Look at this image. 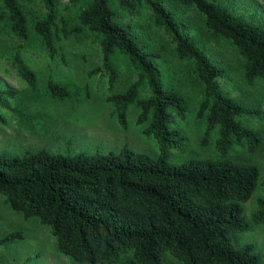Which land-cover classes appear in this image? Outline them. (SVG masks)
I'll return each instance as SVG.
<instances>
[{
  "label": "trees",
  "instance_id": "obj_1",
  "mask_svg": "<svg viewBox=\"0 0 264 264\" xmlns=\"http://www.w3.org/2000/svg\"><path fill=\"white\" fill-rule=\"evenodd\" d=\"M76 6L71 17L59 5ZM40 0L41 15L28 21L18 0H0V20L25 37L29 26L54 50L58 32L89 33L98 41L101 66L108 75L106 95L121 125L129 103L137 105V123L158 142L154 156L126 145L104 152H52L44 147L21 153L0 152V194L7 205L47 226L57 249L82 264H164L168 253L181 264H259L261 253L253 242L237 244L234 236L249 228L243 202L258 182L253 162L228 158L232 145L252 151L259 138L240 118L250 111L218 90L215 78L222 68L208 59L182 35L172 12L158 0ZM192 6L214 35L228 38L243 58L247 83L264 79V27L242 19L216 0H177ZM149 9L147 20L161 27L174 42L179 57L191 59L202 84L196 114L205 125L200 142L215 128L217 157H189L175 162L170 152L183 136L171 126L174 110L182 115L183 97L161 84L158 52L133 34L122 22L140 8ZM67 18V19H66ZM68 20V22H67ZM121 55L136 72L122 91H111L115 73L112 57ZM17 71L31 85L34 72L15 55ZM102 69V70H103ZM147 93L139 96L138 84ZM53 96L68 89L48 80ZM15 90L0 89V107ZM261 195L255 199L250 223L264 225V174ZM16 231L0 237V243Z\"/></svg>",
  "mask_w": 264,
  "mask_h": 264
},
{
  "label": "rangeland",
  "instance_id": "obj_2",
  "mask_svg": "<svg viewBox=\"0 0 264 264\" xmlns=\"http://www.w3.org/2000/svg\"><path fill=\"white\" fill-rule=\"evenodd\" d=\"M18 1L30 23L41 15L40 0ZM87 1L79 3L83 5ZM216 1L242 19L264 27V0ZM158 2L173 13L184 38L192 42L209 62L222 68V74L215 78L218 90L250 111L240 120L257 135L258 145L252 151L244 144L232 145L226 156L237 162H253L258 167V182L243 202L249 228L236 234L234 240L237 244L253 242L261 253L259 264H264V225L250 223L255 199L261 195L259 181L264 174V79L257 77L250 83L244 80L241 55L228 38L212 34L192 6L180 4L177 0ZM61 3L59 12L70 18L76 12V6ZM148 14L149 9L143 7L124 16L122 22L158 52L157 69L161 84L174 88L183 97V114L171 110V126L177 129L183 140L170 152L169 159L179 162L189 157H217L215 128L209 132L205 143L200 142L205 121L196 112L202 84L193 62L176 54L170 36L161 27L152 25L147 20ZM53 46L54 50L49 52L31 26L27 35L20 37L9 29L6 17L1 18L0 89L10 88L15 94L7 98V107H0V152L13 154L44 147L52 152L89 153L126 145L154 156L158 142L143 131L145 123L136 122L137 105L133 102L127 105L125 123L121 125L114 107L106 98L110 92L107 72L103 68L95 69L101 66L97 39L86 32L75 35L59 31L53 37ZM15 55L34 72V85L17 71ZM112 60L115 77L111 91H122L136 79V72L121 55H113ZM48 80L64 85L68 95H51ZM137 92L139 96L147 93L143 82L138 84ZM12 231L18 234L0 243V264H82L57 249L47 226L34 216H24L11 209L0 194V237ZM163 261L164 264H181L168 253L163 254Z\"/></svg>",
  "mask_w": 264,
  "mask_h": 264
}]
</instances>
